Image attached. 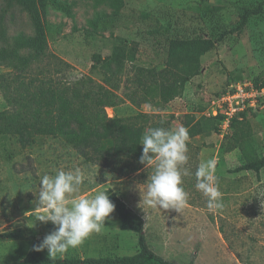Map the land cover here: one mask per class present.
<instances>
[{
    "label": "rangeland",
    "instance_id": "374dc122",
    "mask_svg": "<svg viewBox=\"0 0 264 264\" xmlns=\"http://www.w3.org/2000/svg\"><path fill=\"white\" fill-rule=\"evenodd\" d=\"M260 2L264 0H119L115 9L111 2L46 0V56L28 67L20 81L53 86L89 109L96 97L108 90L116 97L115 106L104 109L108 118L141 125L145 132L153 127H183L186 115L204 119L202 113L228 85L256 80L260 85L264 81V7L261 15L250 18L241 35L226 36L201 57L199 75L185 85L180 97L166 105L144 101L133 82L138 69H163L169 40L215 39L236 23L240 7H255ZM32 32L27 15L0 0V49L11 48L17 34ZM114 46L132 58L109 79L104 69L94 64L93 56L104 58ZM16 75L11 67L0 66V112L10 108L6 97L16 93ZM5 86L8 93L3 92ZM240 127L243 131L238 136L232 128L223 138L208 131L189 137L186 167L190 174L183 177L182 185L188 203L179 213L140 204V193L155 161L124 176L117 162L111 165L98 160L88 149L82 154L60 138L40 136L33 146L22 149L12 137L0 135V236L10 230L25 234L21 241L0 239V264H24L31 244L50 233L49 223L35 222L40 211H35L33 193L39 191L42 176L75 169L85 177L78 196L92 198L100 191L112 190L142 218L147 243L158 256L177 264H264V169L258 176L250 171L231 173L241 163L237 143L241 134L247 135L251 150L264 154V106L249 112ZM209 158L215 161L214 175L222 193L223 207L215 212L207 210L206 198L195 188L196 167ZM136 251L137 235L121 231L113 212L100 233L55 257L130 256ZM43 253L49 256L47 250Z\"/></svg>",
    "mask_w": 264,
    "mask_h": 264
},
{
    "label": "trees",
    "instance_id": "16d2710c",
    "mask_svg": "<svg viewBox=\"0 0 264 264\" xmlns=\"http://www.w3.org/2000/svg\"><path fill=\"white\" fill-rule=\"evenodd\" d=\"M111 2L115 9L119 8V0H95L97 5ZM7 7L16 6L24 12L32 26V34H17L12 38L11 48L0 49V66L11 67L16 70L18 83L16 93L8 95L6 100L9 109L0 112V135L10 136L25 149L36 143L37 137L48 136L60 138L75 146L81 153L90 150L101 161L112 165L117 162L124 176L139 172L144 165L139 163L142 154L143 126L123 123L116 117L108 118L105 108L115 106V95L103 90L94 100L92 109L82 101L77 102L69 98L65 92L53 86L35 85L36 81L28 83L20 81L26 76V70L32 64L41 62L47 51L46 40V0H4ZM264 2L255 7H240L237 21L230 30L222 31L217 38L195 37L175 38L167 42L165 47V66L163 69H138L134 83L136 89L143 96L144 101L156 100L166 105L180 97L185 85L201 71V57L211 52L226 36H239L247 26L250 18L263 13ZM132 58L121 47L114 46L111 53L102 58L93 56L95 65H100L109 79L119 74L123 63ZM258 84V81H254ZM264 87V81L260 83ZM3 92L8 93L7 87ZM78 99V98H77ZM147 119L146 115H140ZM234 119L230 130L236 129L238 136L242 121ZM182 125L189 132V137L204 134L205 131L218 133L221 117L195 120L193 115L183 117ZM245 124V122H244ZM241 134L239 149L241 163L231 173L250 171L259 175L264 169V154L257 155L251 150L247 135ZM110 195L115 205V213L119 220V229L137 235V251L130 256H100L87 258L49 257L43 252L34 251L39 241H34L23 258L24 264H177L155 254L149 247L145 234L144 222L141 217L132 213L125 203L110 189L105 191ZM52 232L54 227L48 225ZM4 241H21L25 239L22 230H10L0 236Z\"/></svg>",
    "mask_w": 264,
    "mask_h": 264
},
{
    "label": "clouds",
    "instance_id": "9594fccd",
    "mask_svg": "<svg viewBox=\"0 0 264 264\" xmlns=\"http://www.w3.org/2000/svg\"><path fill=\"white\" fill-rule=\"evenodd\" d=\"M189 132L185 127L166 129L153 127L142 136V154L139 163L150 167L155 161L141 194L140 204L152 209L173 210L179 213L188 203V193L183 177L189 175ZM215 161H201L196 167L195 188L206 198V208L215 212L223 207L222 193L214 175ZM80 169L58 171L55 175H43L36 197L35 222L51 223L54 230L34 246V251L47 250L49 257L65 254L75 249L94 233H100L115 211V205L104 191L92 198L78 196L84 183ZM33 211V212H35Z\"/></svg>",
    "mask_w": 264,
    "mask_h": 264
},
{
    "label": "built area",
    "instance_id": "2783aa9c",
    "mask_svg": "<svg viewBox=\"0 0 264 264\" xmlns=\"http://www.w3.org/2000/svg\"><path fill=\"white\" fill-rule=\"evenodd\" d=\"M264 106V87L252 81L230 84L216 98L209 109L202 113L206 118L221 117L218 135L223 138L229 134L234 119L240 120L242 114L260 110Z\"/></svg>",
    "mask_w": 264,
    "mask_h": 264
}]
</instances>
